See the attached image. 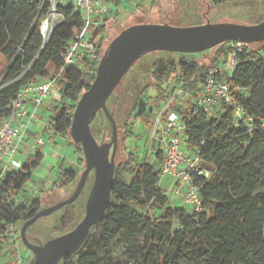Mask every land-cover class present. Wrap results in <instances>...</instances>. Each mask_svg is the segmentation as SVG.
<instances>
[{
    "label": "trees",
    "instance_id": "obj_1",
    "mask_svg": "<svg viewBox=\"0 0 264 264\" xmlns=\"http://www.w3.org/2000/svg\"><path fill=\"white\" fill-rule=\"evenodd\" d=\"M232 1L237 0H213L216 5ZM120 2L115 1L117 6ZM51 6L52 0H0V54L9 64L0 85V119L10 115V102L27 81L47 75L50 67L55 73L60 72L65 47L73 31L84 23L83 15L73 3L65 6L57 0L60 19L45 42L40 27ZM107 21L105 17L95 34L99 36L97 54L101 58ZM230 44L223 43L227 49L221 47L208 66L184 59L155 61L152 86L158 90L157 100L162 102L183 88L188 101L194 102L206 81L205 73L231 56ZM236 54L238 64L232 73L224 71L217 78L231 86L254 117V131L234 126L232 107L215 112L196 109L194 104L186 109H171L183 117L185 146L200 154L203 169L210 172V176H194L202 197V211L193 212L185 205L174 204L163 194L162 152L154 155L153 163L141 161L138 150L127 145L138 137L135 122L153 111L139 101L134 120L124 124L127 158L116 167L110 203L104 218L96 225L100 235L95 238L90 233L82 247L59 264H264V46L253 49L247 44ZM91 68L93 72L65 67L63 104L56 107L49 122L55 135L71 137L77 103L95 81L98 62H92ZM109 120L102 109L95 113L91 122L95 137L105 136L111 125ZM71 144L84 164L81 144L74 141ZM44 158L38 149L21 168L7 173L0 182V248L13 242L9 236L11 226L20 230L19 223L24 224L42 209L40 199L27 207L20 206L14 196L32 179ZM58 175L52 182L53 188L66 189L78 178L75 171L62 165ZM119 237L126 261L112 253Z\"/></svg>",
    "mask_w": 264,
    "mask_h": 264
},
{
    "label": "rangeland",
    "instance_id": "obj_2",
    "mask_svg": "<svg viewBox=\"0 0 264 264\" xmlns=\"http://www.w3.org/2000/svg\"><path fill=\"white\" fill-rule=\"evenodd\" d=\"M58 2L65 6L73 3L72 0H58ZM115 10L118 11L117 15L113 14ZM106 17L108 21L105 30L103 56L121 32L135 25L170 24L175 27H190L208 22H229L242 25L258 24L264 20V0H237L222 5L214 4L213 0H121L118 6L116 3L111 6ZM250 46L253 49H260L264 46V41L252 43ZM221 47L225 49L226 46L220 44L200 53L151 51L143 55L132 66L107 102V107L110 113H113L111 114L117 123L118 130L116 166L127 158L123 143L124 124L134 120V109L139 101L147 108L153 109V111H149L135 122L134 130L137 132L138 137H136V140L128 141L127 145L131 149L138 150L141 161L152 163L158 149L156 140H153V133L158 125V119L164 106L172 102L170 109L176 110V108L186 109L190 104H194L193 101H188V93L183 88H179L175 95H170L164 101L159 102L156 98L158 90L155 86H152L154 84L152 77L153 63L157 60L177 62L184 59L190 63L208 66L211 65ZM229 62L230 56L223 60L221 65H227ZM8 67V60L0 54V82L4 81ZM49 72L55 74L52 67H50ZM65 87L66 82L62 78L59 89L63 91ZM146 87H150L147 92H145ZM62 104V102L56 103L51 100L45 101L38 108L36 119L21 145L19 156L23 162H26L31 155L36 153L35 149H40L44 155H47L41 165L34 171L32 179L14 196L20 206L28 207L36 199H40L42 209H44L67 200L74 193L85 171L86 162L84 164L79 163L80 155L71 144L72 138L51 134L45 129V125L49 124L56 107ZM162 120L164 121V117ZM110 123L111 125L107 127L105 136L99 139L96 137L100 144L109 143L113 139V125L111 121ZM37 137H41L45 144H37ZM49 137H58L56 143ZM59 165L78 174L77 180L66 189L53 188L52 186V181L59 177ZM94 180L95 173L92 171L78 200L72 205L65 206L50 215L40 218L28 229V239L34 244H40L73 230L85 216L86 202ZM173 181L172 178L168 177L161 182L162 188L168 190L170 196H172ZM176 204L184 206L182 202ZM185 206L190 209L189 206ZM22 225V223H19L18 226L22 227ZM18 231L20 235V230ZM90 233L98 238L100 229L94 226ZM123 249L121 237H119L113 245L112 253L114 257L126 261L127 258L123 255ZM19 253L24 258V264H32L35 254L26 247L21 236L17 244L10 241L5 248H0V264H7Z\"/></svg>",
    "mask_w": 264,
    "mask_h": 264
},
{
    "label": "built area",
    "instance_id": "obj_3",
    "mask_svg": "<svg viewBox=\"0 0 264 264\" xmlns=\"http://www.w3.org/2000/svg\"><path fill=\"white\" fill-rule=\"evenodd\" d=\"M116 0H72L76 10L83 15L84 23L81 28L75 29L69 39L64 54V67L59 73L50 72L41 77H36L25 83L24 86L12 98L9 108L10 115L0 119V182L7 173L22 167L23 161L19 156L20 148L26 134L31 129L38 108L47 100L61 103L63 91L59 84L63 77L65 67H75L83 72H93L92 62L101 61L98 56L99 36L98 29L104 24L106 14ZM57 0H52V6L48 14L41 22L40 31L46 42L60 19L56 10ZM233 52L227 65H220L205 73L206 81L194 101V107L206 112H215L223 107H232L234 112V126L247 129L252 132L256 128L254 117L251 116L233 93L231 86L224 80L217 78L221 72L232 73L238 64L236 53L242 50L244 44L231 42ZM166 104L158 119V125L153 133L156 140V153L162 152V164L160 169V185L163 180L172 178V196L168 190L163 189V194L173 201L182 199L184 205L190 207L193 212L202 211V197L199 188L194 184L195 175L210 176V172L203 169L200 154L190 151L184 143L185 126L183 117L170 109ZM164 117V121L162 120ZM264 127V123H263ZM45 129L53 132L51 124L45 125ZM37 144L44 145L41 137H37ZM35 149V148H34ZM36 151L38 149H35ZM162 187V186H161ZM9 236L16 244L20 239L19 231L15 226L9 229ZM7 264H24V258L19 253Z\"/></svg>",
    "mask_w": 264,
    "mask_h": 264
},
{
    "label": "water",
    "instance_id": "obj_4",
    "mask_svg": "<svg viewBox=\"0 0 264 264\" xmlns=\"http://www.w3.org/2000/svg\"><path fill=\"white\" fill-rule=\"evenodd\" d=\"M262 41L264 20L254 25L229 22H208L190 27L142 24L121 32L102 57L95 81L82 94L73 116L70 135L75 143L81 144L86 162L78 186L67 200L41 209L20 229L22 241L35 254L32 264H59L65 256L75 254L89 237L92 228L104 218L112 195L118 147L117 123L107 107V102L125 75L143 55L151 51L200 53L227 42L247 45ZM99 109L106 113L113 125V139L109 143L100 144L91 129L92 119ZM92 171L95 173V180L86 202L84 218L73 230L61 236L45 243H32L27 236L28 229L40 218L74 204L81 196Z\"/></svg>",
    "mask_w": 264,
    "mask_h": 264
},
{
    "label": "crops",
    "instance_id": "obj_5",
    "mask_svg": "<svg viewBox=\"0 0 264 264\" xmlns=\"http://www.w3.org/2000/svg\"><path fill=\"white\" fill-rule=\"evenodd\" d=\"M57 138H58V137H49V139H52V141H54L55 143H56ZM46 155H47V154H45V157H46ZM79 159H80V158H79ZM79 163H81L80 160H79ZM53 181H54V180H53ZM53 181H52V182H53ZM70 186H71V185H70ZM179 202H182V199H180V200H178V201H174V204L179 203ZM182 203H183V202H182ZM182 205H183V204H182Z\"/></svg>",
    "mask_w": 264,
    "mask_h": 264
}]
</instances>
